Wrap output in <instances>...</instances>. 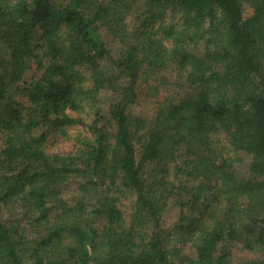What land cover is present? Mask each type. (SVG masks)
<instances>
[{"label": "trees", "instance_id": "1", "mask_svg": "<svg viewBox=\"0 0 264 264\" xmlns=\"http://www.w3.org/2000/svg\"><path fill=\"white\" fill-rule=\"evenodd\" d=\"M102 2L0 3V264H264V0ZM30 61L24 114L11 91ZM141 77L171 97L151 121L133 113ZM86 106L90 138L47 154Z\"/></svg>", "mask_w": 264, "mask_h": 264}, {"label": "rangeland", "instance_id": "2", "mask_svg": "<svg viewBox=\"0 0 264 264\" xmlns=\"http://www.w3.org/2000/svg\"><path fill=\"white\" fill-rule=\"evenodd\" d=\"M22 0H0V3H7V4H16ZM29 2V0H27ZM102 3L108 4L111 0H101ZM118 4L122 8V12L126 8H128V1L129 0H116ZM90 10L87 9L86 15L88 17H92L91 10L92 5H90ZM134 8H132L133 10ZM135 11V10H134ZM132 11V12H134ZM245 16H249L252 13V9L249 6H245L244 8ZM167 19L171 20L173 19V16L169 12H167ZM117 21V16L114 14V12L110 13V15L101 21L99 26L101 29L99 30V35L101 39L105 42H111V37H109V29L112 24H115ZM177 21V20H176ZM128 23L131 24L128 20ZM112 43V42H111ZM113 44V43H112ZM116 49V45H113ZM118 48V47H117ZM119 49V48H118ZM43 52V51H42ZM37 54L43 58L45 53H41V50L37 52ZM45 61V59H43ZM83 76L88 79V81L84 84V88L87 90L90 87V81L89 77L90 74L87 73V71H82ZM40 77V71H38L36 64L33 61H30L27 65V70L25 75L23 76L22 82L17 84L11 91V98L14 102L18 103L22 110L24 111V114H27L28 111L31 109V105L28 102L26 91L23 90L24 85L26 83H30L31 80H38ZM138 100L136 102V105L133 108V113L135 116L141 118V119H147L148 121H151V119L156 115L157 110L160 106L165 105V100H171V97L166 96L164 92H155L154 87L147 86L144 78L141 77L138 82ZM100 104L101 105H107L109 102V97L106 95H103L100 97ZM72 117L75 118L78 122L75 126L72 128L66 130V136H52L49 138L47 143L44 146L45 151L49 155H73L77 150V144L75 142L76 137L81 136L85 138H90V134L88 131V126L92 121V110L86 106V108L80 113V114H72ZM220 142L221 140L225 141V136L222 133L218 134L217 138ZM106 185L107 183H104L103 186H100L95 191H90L87 194L86 199L91 201L93 200L94 196H97L101 193H104L106 191ZM118 202L117 206L120 209V211L123 214V218L125 222L127 223L129 220V217L131 215L132 210V203H133V196L129 194L127 191L121 189V194L117 195ZM17 210H10L7 218L10 220V222L14 223L17 222L18 226L22 228V226L26 225V222L23 221L20 213L16 212ZM178 221V210L175 208H172V206H169L167 211L162 216V225L164 228H171L173 227ZM26 237H29L28 235ZM25 237V238H26ZM31 238V237H30ZM184 252L188 253V247L183 246ZM257 258V256L253 254H248L246 252H237L235 254L234 261L238 262L240 260H253Z\"/></svg>", "mask_w": 264, "mask_h": 264}]
</instances>
